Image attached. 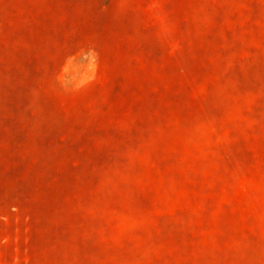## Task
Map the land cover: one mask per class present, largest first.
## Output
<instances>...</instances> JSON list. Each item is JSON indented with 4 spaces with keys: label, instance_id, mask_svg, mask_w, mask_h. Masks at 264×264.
I'll return each instance as SVG.
<instances>
[{
    "label": "rangeland",
    "instance_id": "1",
    "mask_svg": "<svg viewBox=\"0 0 264 264\" xmlns=\"http://www.w3.org/2000/svg\"><path fill=\"white\" fill-rule=\"evenodd\" d=\"M0 264H264V0H0Z\"/></svg>",
    "mask_w": 264,
    "mask_h": 264
}]
</instances>
